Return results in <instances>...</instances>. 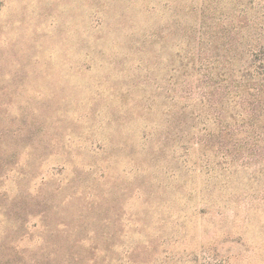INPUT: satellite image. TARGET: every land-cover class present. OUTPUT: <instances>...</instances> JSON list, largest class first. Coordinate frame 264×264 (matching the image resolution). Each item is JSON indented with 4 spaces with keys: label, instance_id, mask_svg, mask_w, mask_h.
I'll return each mask as SVG.
<instances>
[{
    "label": "rangeland",
    "instance_id": "obj_1",
    "mask_svg": "<svg viewBox=\"0 0 264 264\" xmlns=\"http://www.w3.org/2000/svg\"><path fill=\"white\" fill-rule=\"evenodd\" d=\"M240 21L264 0H0V264H264V161L174 73Z\"/></svg>",
    "mask_w": 264,
    "mask_h": 264
},
{
    "label": "trees",
    "instance_id": "obj_2",
    "mask_svg": "<svg viewBox=\"0 0 264 264\" xmlns=\"http://www.w3.org/2000/svg\"><path fill=\"white\" fill-rule=\"evenodd\" d=\"M242 23L226 29L228 34L233 33L232 38L227 33L220 37L219 32H212L208 41L210 52L204 56L191 54L188 57L192 67L187 64L174 68V73L182 69L180 78L196 82L194 86H180L185 97L196 99V104H188L184 109L192 106L193 116L203 118L201 130L208 136L204 146L227 149L232 155L234 148L264 161V26L251 33L256 37L250 33L247 37H235L237 29L247 27ZM240 46L243 48L239 49ZM178 57L183 59L182 54Z\"/></svg>",
    "mask_w": 264,
    "mask_h": 264
}]
</instances>
